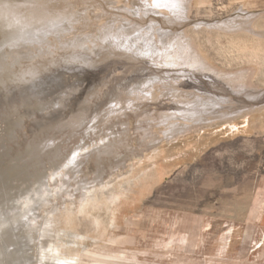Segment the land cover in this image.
<instances>
[{"label": "rangeland", "instance_id": "1", "mask_svg": "<svg viewBox=\"0 0 264 264\" xmlns=\"http://www.w3.org/2000/svg\"><path fill=\"white\" fill-rule=\"evenodd\" d=\"M112 1L128 17L145 23L143 12L130 14L126 9L141 1ZM15 5L13 10L0 8V15L22 13L9 26L0 25V43L6 32L11 47L26 46L35 38L39 9L33 13L28 4ZM186 5L188 25L181 31L215 69L247 71L242 86L233 82L220 91L214 88L218 81L206 87L201 73L197 76L202 81L193 77V88L188 80L172 85L159 81L166 74L154 69L165 66L157 48L167 37L157 35L154 44L145 38L131 43L135 29H127L123 36L121 32L126 21L115 31L111 24L104 26L102 43H91L93 35H77L71 44L79 40L87 46L60 45L53 50L58 53L41 52L39 58L36 50L35 58H22L16 65L11 60L9 68L10 60H0L4 67L0 71L9 75L2 80L0 74V216L7 217L0 218V243L7 250L0 255V264H264V32L259 33L264 30V0H188ZM253 10H262L251 17L253 32L243 27L214 30L203 23L235 13L247 16ZM94 12L88 11L91 26L107 22ZM46 18L40 17L44 22ZM77 28L84 27L78 23ZM140 45L148 48L140 50ZM100 53V64L82 62L97 61ZM107 73L110 83L103 84ZM135 79L134 86L143 88L136 90L139 100L133 101L140 107L111 121L116 124L111 126L115 139L122 138L127 145L118 144L117 157H99L95 146L107 143L105 137L101 140L103 134L81 135L62 118L80 107L79 100L94 83L99 90L91 111L100 108L103 114L117 92L128 108L134 95L116 90L114 80L125 84ZM74 82L84 83L69 99L71 91L62 90ZM171 87L198 95L211 91L229 101L219 107L216 118L202 112L206 118L202 123L170 134L160 121L163 112L173 111L171 100H162L165 93H173ZM48 95L52 101L66 96L65 107L46 102ZM208 102L204 107L211 111L218 106ZM93 115L90 112L88 120ZM145 115L152 122L144 124L147 136L153 138L146 147L136 135ZM119 156L120 168L115 160ZM4 230L14 235L13 240L5 239Z\"/></svg>", "mask_w": 264, "mask_h": 264}, {"label": "bare ground", "instance_id": "2", "mask_svg": "<svg viewBox=\"0 0 264 264\" xmlns=\"http://www.w3.org/2000/svg\"><path fill=\"white\" fill-rule=\"evenodd\" d=\"M21 1L22 0H6L4 2L5 4H1L0 2V8L2 9L3 6L5 5L8 10H13L15 7H18L15 4H19V5L28 4V6H31L30 10L33 13L39 9L38 12L36 13V17H38V19L36 20L37 26L34 27V28H37V30L33 33L34 35L35 34L36 35H35V38L31 42H29V44L26 46H23L22 43H19L11 47L10 44L12 43V40L11 39L8 40L6 32L4 33L3 41H1L0 43V48H2L1 49L2 51L0 50L1 51L0 60L3 61L2 59H4V62H8L10 60L6 68H9L12 62L14 63V65H16L15 63H18L17 61L22 58H24L25 60H26V57L35 58V56H38L39 58L42 55H44V53L41 54V52H45V53L53 52V50L58 49V46L60 45H62V47H67L68 45H73V46L77 45L78 47L87 46V44H85L84 42H80L79 40H77L74 44H71V42H73L74 40V37L77 35H85V36L93 35L94 37L92 38H89L87 36V38H89L91 43H93L94 40H97V42L100 41V43H102L101 42L102 31L100 30L104 26H106L107 24H111L110 26L115 31L118 29V25L121 24V21H126L127 22L126 24H123L120 26L122 29L121 32L123 36L125 35L124 32L127 31V29L129 30V28L131 27L135 29L132 31L130 30L135 35L133 40H131V43H135V42L139 43L141 42L142 38H145L148 43L154 44L157 42V38H156L157 35H159L160 38L167 37L165 38L167 42H163L162 43L163 46H159V48H157L161 56H163L160 62L163 63L165 66L156 67L154 69H160L159 73L163 72L166 74V77L161 78L159 81H165L172 85L173 82L176 84H179L181 80H186V81L188 80L189 83H191V84H188V86L193 88L194 86L192 84V82L194 81L193 77L202 81V79L197 76V74L201 73L207 78V79H203L202 81L204 84H207L205 85L206 87H209L208 85H210V87L211 86L214 87L215 84H217V82L219 81L221 83L217 84L216 87L214 88L220 89L221 91L222 86H225L226 84L230 85V83H233V82H236L237 85L242 86V82H244L247 78L248 72L242 69L240 71L234 72V71L217 70L214 67H212L203 57L202 53H200L197 50V48L194 47V44L192 43V40L189 38V36L186 35L183 31H181L180 28H182L183 25L187 24L186 22H184V20L187 16L188 7L186 3L188 0H138V1H141L142 3L141 4L136 3V5H134L136 7V10H134V6H130V5L126 6V9L128 10L127 12L130 14L131 13L140 14L143 12L145 16L147 17L144 22L149 23L147 25H145V23L141 24L140 22H138V20H136L135 18H132L131 16L128 17L126 13L122 11L121 8L113 4L112 0H27V3L21 2ZM152 3L154 7L152 6ZM19 10L22 11L21 8ZM90 10H95L94 15L97 16L100 20L106 17L108 19L107 22L103 23L104 22L103 20V21H99L96 26H93V25L91 26L88 23L89 21H91L88 17V11ZM261 11L260 10L249 11L250 13L249 12L246 13L247 16L241 13H235L227 17L224 16L221 18L219 17V18H216L213 20H207V21L203 20V23L207 25L209 29H214V30L220 29L224 31H229L230 29L237 30L239 27H243L253 32L255 29L253 28L251 24V21H252L251 17L255 16L256 14H259V12ZM3 12L4 13L0 15V25H3V22L8 24L11 20H13L14 18H17L19 15L22 14L19 12H11V11H3ZM42 14L47 17L45 22L44 20L40 19ZM110 16H113V17H110ZM78 23H81V26L84 28L83 29L81 28V30H79L77 28ZM196 25L198 26L199 24H195V26ZM5 26H9V24ZM87 27L89 28V30H84ZM50 29H53L56 31H55V34H51V36H48L46 33ZM98 29H99V33L96 34V30ZM91 32L92 34H90ZM263 32H264L263 29L259 30L260 34H263ZM31 36L32 34L29 35L27 38ZM176 38L177 40H175ZM137 48L140 50H145L148 48V45L146 46L140 45V46H137ZM36 50L39 51V53L37 51L38 55L35 54ZM28 51H30V53H27ZM76 52H79V51H76ZM54 53H58V52H53L52 54ZM33 54H35V56H33ZM84 55H85L84 53H79L78 56L85 57ZM152 55H153V51H152ZM52 58H53V55H52ZM101 59H102V55L100 53L97 61L90 60L89 58H83L82 62L86 63L87 65L92 66L93 64L97 65L96 63L98 62L100 64ZM19 63L21 62L19 61ZM66 64H68L69 66H71L70 64L76 65L75 62H69ZM0 69H4V67L0 66ZM0 74L2 76L1 77L2 80L4 79L7 80V76H9L8 72L0 71ZM108 74L109 73H107L103 77L104 79L101 80L103 81L102 82L103 84L110 83V77L106 78ZM208 76L209 78H212L213 82H211L210 79H208ZM181 77L182 79H180ZM126 78L127 76L122 77L121 79L124 80ZM146 79L148 78L145 77L143 81H145ZM154 79H155L154 77L151 78L150 82L152 83ZM121 81L114 80V82L118 84L116 87V90L118 91L121 90L123 92L127 91L128 94L134 95L133 98L128 99L129 100L128 105H127L128 108L124 109V105L123 103H121L122 102L121 100L123 97L121 98V94L117 92L110 96L109 99H110L111 105L108 106V108L104 109L103 114L99 112L100 108L98 111H95V110L91 111L90 106L93 104V100L98 96L97 89L99 90V88H97L96 86V83H94L95 85L93 84L90 87L91 89H89L84 94V96L81 97L83 99L80 98L81 100H79L78 102V106L80 107L76 109L75 111H73L68 119L67 118L65 119V117L62 118L64 124H66L67 126L71 125L73 127V130L76 129L77 131L81 133V135L84 133H86L87 135V132H89V134L93 133L95 136H99L100 134H103V137H101V140L105 137L107 143L103 140L102 145L100 143V144H97V146H95L96 147L95 150L98 152L99 157H102L103 155L106 158L108 157V159L111 156L117 157L118 144L119 145L121 144V147L123 148L127 145L126 143H124L125 141L122 138H119L118 140L115 139L116 134H114V132L111 129L114 126L116 127V124L114 125L111 121L113 119L115 120V118H120L124 114L127 115L131 113L132 110L133 112H136L135 108L140 107L138 104L133 103L135 98L139 100V97L137 94L138 92H136V90L143 89V88H140V86H138L137 88L134 86V84L138 80L137 79L131 80L125 84H122ZM83 83L74 82L72 87L68 85H64L66 86V88H64L62 92L71 91V95L69 96V99H70V97H72L73 94H75L78 90L81 89V87L83 86ZM206 87L203 88L204 90L202 91L203 93H205L208 90V88ZM199 89H202V88H199ZM171 91H173V93L169 95L165 93L166 97L162 100L163 101L171 100L170 102L174 104L173 106H171L173 111L171 112V110H169V111L163 112L162 113L163 117L160 121L163 128L170 134L172 130L181 128L182 126L184 127H182L181 130L183 128H185L184 130H187V129L192 128L193 127L192 125L194 123H197L196 125H199L200 123H202L204 119L206 120L205 116L201 117L202 115H204V113L202 112H205V114H208L207 115L208 117L214 116V118H216L217 116L216 114H218L221 111L219 107H221L224 102L229 101L228 100L229 98H226L224 95L215 94L211 91L209 93L211 95H208L206 93L205 95H198L197 92H191V91L183 92L185 90L183 91L178 90V87H171ZM66 98L67 97L65 96L63 99L59 98V100L56 99L55 101H52L51 100L52 96L48 95L45 98V100L46 102L48 101L51 103L60 102L61 106L65 107ZM208 101H211L215 105H218L215 110L211 111L212 108L204 107V106H207L206 104L210 103ZM90 112L94 114L92 120H88ZM138 113L142 114V112L141 113L138 112ZM145 116L146 117H144L141 121L139 120L138 125L136 126V135L139 138L140 146L144 144V146L146 147L148 142H153V138L147 136V132L149 129H147V125H144V124H152V122L148 119V115H145ZM151 120H153L152 116H151ZM89 121L91 122L90 127L87 126V123H89ZM108 123H110L109 127H108ZM100 125H103L104 128L106 129L102 128L100 130L99 129ZM111 135L114 138L113 140L109 138ZM123 136H125L124 138L128 137L127 134ZM104 157L102 159H104ZM115 160H117L118 162V163L116 162L117 165L120 164L118 161L120 160V156L118 159L116 158ZM118 166H115V167H118ZM70 169L73 170L75 168L72 169L70 167ZM82 187H85V186H82ZM89 195H91V198L93 197V194H89ZM89 199L87 201H89ZM91 200H93V198ZM84 202L86 203V201ZM72 214L70 215L72 216ZM3 233H5L6 240H9V241L13 240L14 235L10 233L9 230H4ZM5 250L6 249H4L2 247V244L0 243V255L4 256L5 253L7 254ZM1 260H2V263H4L5 259H1Z\"/></svg>", "mask_w": 264, "mask_h": 264}, {"label": "water", "instance_id": "3", "mask_svg": "<svg viewBox=\"0 0 264 264\" xmlns=\"http://www.w3.org/2000/svg\"><path fill=\"white\" fill-rule=\"evenodd\" d=\"M0 218H1V219H2V218H5V219H6L7 217H4V216L1 215ZM2 247H3V246H2Z\"/></svg>", "mask_w": 264, "mask_h": 264}]
</instances>
